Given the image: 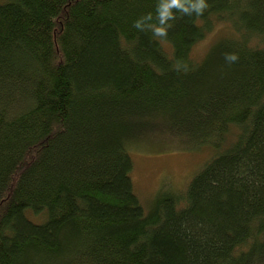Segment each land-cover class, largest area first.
Wrapping results in <instances>:
<instances>
[{
	"label": "trees",
	"instance_id": "obj_1",
	"mask_svg": "<svg viewBox=\"0 0 264 264\" xmlns=\"http://www.w3.org/2000/svg\"><path fill=\"white\" fill-rule=\"evenodd\" d=\"M158 2L0 0V264H264V0ZM224 142L141 204L133 149Z\"/></svg>",
	"mask_w": 264,
	"mask_h": 264
},
{
	"label": "rangeland",
	"instance_id": "obj_2",
	"mask_svg": "<svg viewBox=\"0 0 264 264\" xmlns=\"http://www.w3.org/2000/svg\"><path fill=\"white\" fill-rule=\"evenodd\" d=\"M225 28V26L219 25L209 32L205 39L195 46L193 49L194 54L202 55L212 41L225 35ZM225 146L226 143L224 142L217 151L204 148L198 152L190 153L166 151L158 154L154 150L156 151L154 156H152L154 151L149 150L150 147L133 149L131 180L141 204L144 206L149 205L161 191L170 192L169 189L182 198L191 173L198 169L211 155L217 154ZM164 181L168 185L167 187L163 185Z\"/></svg>",
	"mask_w": 264,
	"mask_h": 264
},
{
	"label": "clouds",
	"instance_id": "obj_3",
	"mask_svg": "<svg viewBox=\"0 0 264 264\" xmlns=\"http://www.w3.org/2000/svg\"><path fill=\"white\" fill-rule=\"evenodd\" d=\"M209 7L207 0H159L156 6V22H152V13H147L134 21L133 27L139 31H151L154 38H166L168 29L173 26L170 21H175L177 18L176 12L186 16H191L193 13L202 16ZM223 56L228 64H232L239 59L238 53L235 52L224 53ZM181 63L178 61L174 65L175 70H180Z\"/></svg>",
	"mask_w": 264,
	"mask_h": 264
}]
</instances>
